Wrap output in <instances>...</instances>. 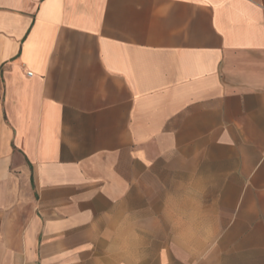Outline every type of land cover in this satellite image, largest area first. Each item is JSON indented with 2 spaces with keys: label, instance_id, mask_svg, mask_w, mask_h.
<instances>
[{
  "label": "crops",
  "instance_id": "0c3cea01",
  "mask_svg": "<svg viewBox=\"0 0 264 264\" xmlns=\"http://www.w3.org/2000/svg\"><path fill=\"white\" fill-rule=\"evenodd\" d=\"M0 264H264V0H0Z\"/></svg>",
  "mask_w": 264,
  "mask_h": 264
}]
</instances>
